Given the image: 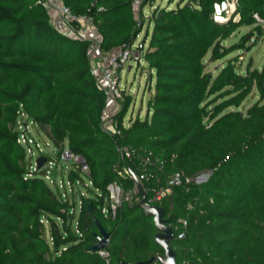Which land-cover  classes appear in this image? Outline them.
Listing matches in <instances>:
<instances>
[{
    "label": "trees",
    "instance_id": "trees-1",
    "mask_svg": "<svg viewBox=\"0 0 264 264\" xmlns=\"http://www.w3.org/2000/svg\"><path fill=\"white\" fill-rule=\"evenodd\" d=\"M60 1L74 15L94 18L103 53L140 34L133 11L139 0ZM151 1L141 0L142 9ZM221 1L179 0L176 8L153 10L145 61L156 73L155 93L147 117L113 137L102 126L108 96L88 56L90 42L52 25L43 0H0V264H106L91 250L95 218L111 234V264H160L164 256L153 218L135 203L106 219L99 202L84 200L79 234L67 226L75 204L58 198L44 169L26 166L15 128L21 111L48 127L54 142L83 155L103 191L117 179L120 145L140 156L153 152L164 178L210 171L207 182L175 188L161 204L175 230L177 264H264V65L241 74L228 63L214 76L205 63L208 55L215 62L229 54L219 43L236 30L261 28L255 15L264 19V0H236L231 16L219 21ZM255 93L259 102L244 114L241 106ZM130 103L115 118L120 127ZM133 183L124 181L127 189ZM45 219L61 220L65 236L53 234L50 244Z\"/></svg>",
    "mask_w": 264,
    "mask_h": 264
},
{
    "label": "built area",
    "instance_id": "built-area-1",
    "mask_svg": "<svg viewBox=\"0 0 264 264\" xmlns=\"http://www.w3.org/2000/svg\"><path fill=\"white\" fill-rule=\"evenodd\" d=\"M45 6L50 13V22L58 29L72 28L77 33V37L90 42L88 49V56L90 57L92 64L96 61L95 55L97 53H103L101 49L102 38L99 34L98 27L95 24V20L90 15L76 16L73 14L70 7L66 6L60 0H43L40 2ZM236 0H222L215 6V18L224 19L230 10L233 12L236 6ZM102 11V9H100ZM133 11H136V5L133 6ZM257 25L264 29V19L255 15ZM146 43L137 42L136 40L127 46L113 50L106 58L102 59V81L107 83L105 89L108 96V102H116V108L110 115L105 111L102 116V126L109 135L113 137H121L123 129L129 127L123 121L122 127L115 119L122 109L121 101L126 95V91L120 88V72L126 65L141 66L145 61L146 56ZM26 135L21 134L19 143L25 142ZM39 152L43 153V150L39 148ZM117 153L121 157V166L117 168V179L111 183L105 191L95 188L94 200L99 202L98 210L103 218L115 219L117 218L120 209L124 203H136L139 200V194L132 188L127 189L124 185V181H131L139 186L144 193L149 191V198L147 197V203L150 207L162 208L161 204L165 199L173 195L174 189L178 187H187L192 183H195L194 178L186 176L182 172H176L166 178L161 176L163 168L158 166L154 160V153L151 151H143V155L140 156V151L131 145H120L117 147ZM44 155V154H43ZM61 161L72 163V169L69 171L60 165L58 162L50 159L48 156L47 163L44 168L49 167L51 169L58 170V177L60 172L66 175L67 172L76 173L79 178L85 176L89 180L90 186L94 187L93 173L90 165L85 157L81 154L74 153L69 148H65L60 151ZM41 157V156H40ZM39 157V158H40ZM62 169V170H61ZM47 178L53 182V179ZM82 181H76L78 184H82ZM71 182H69V186ZM146 185V187H145ZM87 186V185H85ZM62 201L68 202V198L63 196ZM142 204V202H141ZM74 214V209L71 211ZM175 232L172 225H170ZM79 234V231H78ZM182 237V236H179ZM184 238V235H183ZM99 256L103 258L106 264H111V256L107 249H103L98 252Z\"/></svg>",
    "mask_w": 264,
    "mask_h": 264
},
{
    "label": "rangeland",
    "instance_id": "rangeland-1",
    "mask_svg": "<svg viewBox=\"0 0 264 264\" xmlns=\"http://www.w3.org/2000/svg\"><path fill=\"white\" fill-rule=\"evenodd\" d=\"M178 2L179 0H152L143 9L141 6V0L135 3V14L140 28V34L137 36L136 41L145 43L147 32H149L150 35L152 34L153 25H150V20L154 9L157 7H170L171 9L176 8ZM231 14L232 11L230 10V13L227 14V17L231 16ZM149 40L150 38H148L146 41V48L148 47ZM219 44L220 47H222L226 52H229V54L215 62L211 61V55H208L205 59L206 73H212L214 76H217L220 70L228 63H232L236 70H238L241 74L247 72L249 68L252 70L262 69L264 65L263 28H259L257 26L242 27L231 34L226 40L221 41ZM234 47L237 49L234 50ZM151 74L152 82H150ZM120 77V88H123V90L126 91V95L120 103L126 104L127 98L129 97L131 100L124 117L125 124L129 125L131 121H135L137 119L144 120L148 114L149 100L155 93V71H152L148 63L143 61L141 66L133 64L126 65L120 72ZM150 88L152 89L150 90ZM259 100L260 97L257 95V93H255L243 103L240 111L246 114L253 105L259 102ZM219 102H221V100ZM119 109L121 110V107H119ZM15 128L22 134L26 135V140L25 142L22 141V145L26 149V166L30 170L33 172L39 170L37 168L36 162L40 156L44 157V155L48 156L55 162H58L60 165H63V167L67 168L68 171L72 169L73 164L69 162H62L60 156V151L68 148L67 143L54 142L48 127L39 126L33 122H29L23 111H21L15 124ZM39 148L43 150V153L39 152ZM47 176L46 181L58 198L61 199L63 196H66L70 204H75L73 217L71 216L72 218L67 222V226H70L76 231V234H78L77 223L82 205L84 204V200H94L95 187L90 186L89 180L85 176H81L80 178L79 176L76 178L73 176L74 179L70 178V172H67L66 175H64L63 172H60L59 177L55 180L53 179V182H51ZM210 176L211 172L209 171L194 177V181L197 184L205 183L210 178ZM81 180H83L82 184L76 183V181ZM69 182H71L70 186ZM137 186L139 185L133 183L132 189L139 194L140 198L139 200H136L135 203L139 205L143 201V196L149 198V191L144 193L143 190ZM142 193L143 196H141ZM164 219L169 220L166 217ZM170 225L172 224H167V226ZM45 227L47 240L50 244L52 243L53 234L56 233L60 236H65L66 234V228L63 227L61 220L57 219L54 222H49L47 219H45ZM180 236L182 237L179 238L183 239V235Z\"/></svg>",
    "mask_w": 264,
    "mask_h": 264
},
{
    "label": "water",
    "instance_id": "water-1",
    "mask_svg": "<svg viewBox=\"0 0 264 264\" xmlns=\"http://www.w3.org/2000/svg\"><path fill=\"white\" fill-rule=\"evenodd\" d=\"M46 163V157L38 158L36 162L37 168L39 170L43 169ZM44 170L50 178L54 180L58 178L57 169L46 167L44 168ZM141 196H143V193ZM138 206L146 213L147 216L154 218L155 225L158 229V234L156 235L155 242L165 252L164 257L158 258L159 263L177 264L176 253L170 245L171 241L175 238V232L171 227L167 226L170 221L164 219L166 216L165 210L163 208L150 207L145 196H143L142 204H139ZM88 212L90 214H92L93 212V205L91 203L88 204ZM95 224L98 229V233L95 234V236L98 238V242L91 248V250L93 252H99L103 249H106L110 245L111 234L101 225L100 221L97 218H95ZM155 260L156 258L152 259L149 263H152Z\"/></svg>",
    "mask_w": 264,
    "mask_h": 264
},
{
    "label": "crops",
    "instance_id": "crops-1",
    "mask_svg": "<svg viewBox=\"0 0 264 264\" xmlns=\"http://www.w3.org/2000/svg\"><path fill=\"white\" fill-rule=\"evenodd\" d=\"M64 32L66 34H68V35L77 37L76 31H74V29H72V28H66V29H64ZM107 55L108 54H106V53H97L95 55V59H94V61H96V62L93 65L94 66V72H95L96 77H97V79L99 81V84L104 89L107 88V83L104 82V81H102L101 75H102V70H103V62L101 60L104 59V58H106ZM115 108H116L115 102H113V101L108 102V105H107V108H106L107 114L110 115L112 113V111H114Z\"/></svg>",
    "mask_w": 264,
    "mask_h": 264
},
{
    "label": "bare ground",
    "instance_id": "bare-ground-1",
    "mask_svg": "<svg viewBox=\"0 0 264 264\" xmlns=\"http://www.w3.org/2000/svg\"><path fill=\"white\" fill-rule=\"evenodd\" d=\"M218 20H219V21H222V20L224 21V19H218Z\"/></svg>",
    "mask_w": 264,
    "mask_h": 264
}]
</instances>
